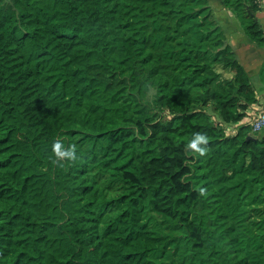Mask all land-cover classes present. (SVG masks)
<instances>
[{"label":"trees","instance_id":"16d2710c","mask_svg":"<svg viewBox=\"0 0 264 264\" xmlns=\"http://www.w3.org/2000/svg\"><path fill=\"white\" fill-rule=\"evenodd\" d=\"M257 102L209 0H0V264H264Z\"/></svg>","mask_w":264,"mask_h":264},{"label":"crops","instance_id":"0c3cea01","mask_svg":"<svg viewBox=\"0 0 264 264\" xmlns=\"http://www.w3.org/2000/svg\"><path fill=\"white\" fill-rule=\"evenodd\" d=\"M214 15L224 30L228 45L233 50L237 60L243 65L251 79V83L260 99L262 115L264 116L263 84L259 78V71L264 64V48L257 47L249 41L243 32L239 21L222 6V0H209ZM257 19L264 32V6L257 13ZM264 135V128L258 136Z\"/></svg>","mask_w":264,"mask_h":264},{"label":"clouds","instance_id":"9594fccd","mask_svg":"<svg viewBox=\"0 0 264 264\" xmlns=\"http://www.w3.org/2000/svg\"><path fill=\"white\" fill-rule=\"evenodd\" d=\"M206 140H207V137L204 134L197 132L195 134L194 139L190 141L189 146L194 149H197L198 151L203 152L204 149L200 147V145L206 142ZM54 150L56 152V155L59 157H71V158L76 157L75 150L65 148L59 140H57L56 143L54 144Z\"/></svg>","mask_w":264,"mask_h":264},{"label":"built area","instance_id":"2783aa9c","mask_svg":"<svg viewBox=\"0 0 264 264\" xmlns=\"http://www.w3.org/2000/svg\"><path fill=\"white\" fill-rule=\"evenodd\" d=\"M261 104L259 102L255 103L253 107L248 110V120L251 123V131L255 134H259L264 128V116L261 111Z\"/></svg>","mask_w":264,"mask_h":264},{"label":"rangeland","instance_id":"374dc122","mask_svg":"<svg viewBox=\"0 0 264 264\" xmlns=\"http://www.w3.org/2000/svg\"><path fill=\"white\" fill-rule=\"evenodd\" d=\"M192 181L196 184L197 187H200L201 183L197 182L196 178H193Z\"/></svg>","mask_w":264,"mask_h":264},{"label":"water","instance_id":"95a60500","mask_svg":"<svg viewBox=\"0 0 264 264\" xmlns=\"http://www.w3.org/2000/svg\"><path fill=\"white\" fill-rule=\"evenodd\" d=\"M248 138H253L252 136H248Z\"/></svg>","mask_w":264,"mask_h":264}]
</instances>
